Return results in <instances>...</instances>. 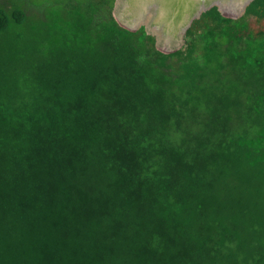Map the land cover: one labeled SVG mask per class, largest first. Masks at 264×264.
Masks as SVG:
<instances>
[{"label": "trees", "instance_id": "trees-1", "mask_svg": "<svg viewBox=\"0 0 264 264\" xmlns=\"http://www.w3.org/2000/svg\"><path fill=\"white\" fill-rule=\"evenodd\" d=\"M114 2L0 0V264H264V0L169 53Z\"/></svg>", "mask_w": 264, "mask_h": 264}, {"label": "water", "instance_id": "water-1", "mask_svg": "<svg viewBox=\"0 0 264 264\" xmlns=\"http://www.w3.org/2000/svg\"><path fill=\"white\" fill-rule=\"evenodd\" d=\"M122 1L124 0H115L113 7V14L119 24L129 30H137L141 26H144L146 33L155 37L156 48L164 53H169L180 48V46L184 43L183 36L192 21L199 18L206 10L216 6L224 16L239 17L243 15L247 6L253 0H169V6L165 9L166 15L170 11L179 13L178 29L173 34L176 42H173V44L165 43V39L167 37L169 38V34H171L169 29H166V26L164 25L165 29H159V27L162 26L161 24L165 22L164 20L154 18L152 20L145 21L140 16H131L126 12L124 14H120L119 9L122 6ZM162 2V0H153L154 6L151 9L155 11L156 14H158L163 8ZM155 25L161 26H157V29H155Z\"/></svg>", "mask_w": 264, "mask_h": 264}, {"label": "bare ground", "instance_id": "bare-ground-1", "mask_svg": "<svg viewBox=\"0 0 264 264\" xmlns=\"http://www.w3.org/2000/svg\"><path fill=\"white\" fill-rule=\"evenodd\" d=\"M162 6L163 8L161 11H159L158 14L155 13L151 8H153V0H124L122 1V6L119 9L120 14H124L125 12L130 14L131 16H140L145 21H149L152 19H159L164 20L166 24L161 25H155V29H157V26L159 29H165L164 26H166V29H169L170 37L165 39V43L167 44H173V42H176L174 40L173 34L178 29V15L179 13H175L174 11H170L166 15L165 9L169 6V0H162ZM180 19V18H179ZM182 19V18H181ZM181 22V21H179ZM164 25V26H163Z\"/></svg>", "mask_w": 264, "mask_h": 264}, {"label": "rangeland", "instance_id": "rangeland-1", "mask_svg": "<svg viewBox=\"0 0 264 264\" xmlns=\"http://www.w3.org/2000/svg\"><path fill=\"white\" fill-rule=\"evenodd\" d=\"M31 9H33V11L34 10H36V7H33V6H29V10H31ZM253 21L251 20V23H252ZM252 25H253V23H252ZM261 26H263L264 27V22L262 23V25Z\"/></svg>", "mask_w": 264, "mask_h": 264}]
</instances>
